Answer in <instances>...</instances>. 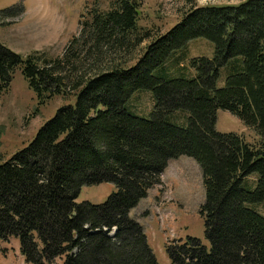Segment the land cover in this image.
Instances as JSON below:
<instances>
[{
  "label": "trees",
  "instance_id": "trees-1",
  "mask_svg": "<svg viewBox=\"0 0 264 264\" xmlns=\"http://www.w3.org/2000/svg\"><path fill=\"white\" fill-rule=\"evenodd\" d=\"M182 1L178 22L161 34L138 25L140 0H108L106 10L94 0L60 57L0 44L1 87L19 68L38 104L74 97L0 163V241L16 238L26 262L159 264L129 212L171 159L187 155L201 169L208 245L171 241L170 261L264 264V0ZM198 38L214 55L186 61ZM143 91L148 116L132 106ZM219 109L260 139L218 132ZM102 182L114 188L103 203L76 201L84 185Z\"/></svg>",
  "mask_w": 264,
  "mask_h": 264
},
{
  "label": "rangeland",
  "instance_id": "rangeland-1",
  "mask_svg": "<svg viewBox=\"0 0 264 264\" xmlns=\"http://www.w3.org/2000/svg\"><path fill=\"white\" fill-rule=\"evenodd\" d=\"M198 5L235 4L244 0H194ZM94 0H0V44L20 55L44 52L48 57H60L73 35L79 32V22ZM100 10H106L108 0H101ZM21 7L23 12L9 15L6 10ZM186 8L182 0H140L138 25L161 34L170 29ZM144 46V44H143ZM214 55L213 44L204 38L188 43L185 60ZM222 85V81L219 83ZM71 99L57 97L38 104L19 68L8 86L0 83V163L26 147L37 130ZM149 92L143 91L132 100V106L142 113L152 110ZM151 109V110H150ZM134 114H138L135 110ZM140 115V112H139ZM215 129L221 133H235L248 142L260 139L258 133L228 110L216 113ZM109 182L84 185L76 199L93 204L103 203L113 191ZM205 192L201 169L196 160L180 155L168 162L161 175V184L151 188L147 196L133 207L129 215L144 229L149 246L159 264H173L165 250L167 243L188 236L208 245L204 222L199 214ZM258 211L264 215V204ZM63 257L52 263L62 264ZM0 264H32L25 261L16 238L0 241Z\"/></svg>",
  "mask_w": 264,
  "mask_h": 264
}]
</instances>
